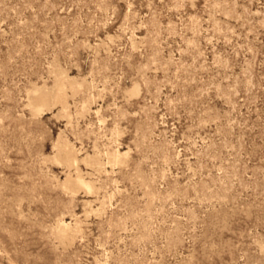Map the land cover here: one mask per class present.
Segmentation results:
<instances>
[{"label":"rangeland","instance_id":"rangeland-1","mask_svg":"<svg viewBox=\"0 0 264 264\" xmlns=\"http://www.w3.org/2000/svg\"><path fill=\"white\" fill-rule=\"evenodd\" d=\"M0 264H264V0H0Z\"/></svg>","mask_w":264,"mask_h":264},{"label":"bare ground","instance_id":"bare-ground-1","mask_svg":"<svg viewBox=\"0 0 264 264\" xmlns=\"http://www.w3.org/2000/svg\"><path fill=\"white\" fill-rule=\"evenodd\" d=\"M142 71V70H141ZM72 85H74V84H72ZM75 86V85H74ZM59 87H61V86H59ZM42 96H40V98H41ZM39 98V99H40ZM47 100V99H46ZM50 100V99H49ZM40 101H41V99H40ZM36 102V101H35ZM35 102H34V104H35ZM46 102V101H45ZM33 104V103H32ZM45 104V103H44ZM34 106V105H33ZM36 106V105H35ZM85 108V107H84ZM40 111V110H39ZM65 152V151H64ZM71 152V151H70ZM62 153H63V150H62ZM67 153V152H66ZM117 154V153H116ZM73 155H75V154H73ZM113 155V154H112ZM121 155V154H120ZM68 156V155H67ZM70 156V155H69ZM115 156V155H114ZM113 156V157H114ZM119 156V155H118ZM115 157H117V156H115ZM120 157V156H119ZM119 157H117L118 159H119ZM113 159V158H112ZM40 160V159H39ZM92 160H94V159H92ZM95 160H97V159H95ZM87 161V160H86ZM115 162V161H114ZM76 163V162H75ZM77 164V163H76ZM77 168H79V167H77ZM78 172V171H77ZM78 174V173H77ZM83 182V181H82ZM91 186V185H90ZM89 188V187H88ZM90 188H92V187H90ZM89 190V189H88ZM92 190V189H91ZM4 203V202H3ZM79 224V223H78ZM11 237V236H10ZM2 241V240H1ZM3 242V241H2ZM7 250V249H6Z\"/></svg>","mask_w":264,"mask_h":264}]
</instances>
